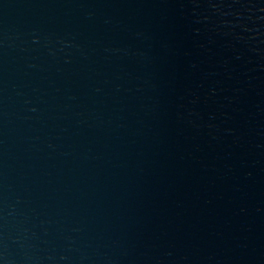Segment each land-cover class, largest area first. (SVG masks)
Wrapping results in <instances>:
<instances>
[{
    "label": "water",
    "instance_id": "1",
    "mask_svg": "<svg viewBox=\"0 0 264 264\" xmlns=\"http://www.w3.org/2000/svg\"><path fill=\"white\" fill-rule=\"evenodd\" d=\"M0 264H264V0H0Z\"/></svg>",
    "mask_w": 264,
    "mask_h": 264
}]
</instances>
